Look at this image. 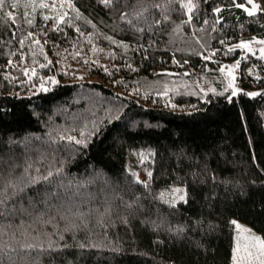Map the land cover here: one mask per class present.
<instances>
[{
  "label": "trees",
  "instance_id": "1",
  "mask_svg": "<svg viewBox=\"0 0 264 264\" xmlns=\"http://www.w3.org/2000/svg\"><path fill=\"white\" fill-rule=\"evenodd\" d=\"M194 2L5 0L0 190L23 187L0 194V264H231L234 219L264 239V58L229 47L264 39V9Z\"/></svg>",
  "mask_w": 264,
  "mask_h": 264
},
{
  "label": "snow or ice",
  "instance_id": "2",
  "mask_svg": "<svg viewBox=\"0 0 264 264\" xmlns=\"http://www.w3.org/2000/svg\"><path fill=\"white\" fill-rule=\"evenodd\" d=\"M69 5L71 6V0H68ZM102 2L105 3H110L111 0H102ZM182 8H184L188 13H191L193 11V9H195L197 7V4L194 2V0H179ZM5 3V0H0V7H3ZM173 3V0H169V4ZM250 3V7H246L244 4H240L239 7L245 9L246 12H248L249 14L255 13L257 11L258 8H260V5L258 3L255 2V0H249ZM53 7H55V5H53ZM156 7H159V5H156ZM220 7H215L212 9L213 12H220ZM142 11H146V8L142 9ZM8 16H13L14 14L11 12L7 13ZM137 15H139L137 13ZM65 17L64 16H59L57 17L58 20H63ZM220 17H217V19H219ZM121 19H127V17L123 16V14L121 15ZM165 19H167V17H165ZM192 19L191 15L188 16V21H190ZM207 22V21H205ZM29 23H31V21H29ZM68 23H72L71 20H68ZM154 23L159 24L161 23L160 20H156L154 21ZM53 27H55V25H53ZM213 27H215V25L213 24ZM177 29H179V25H177ZM31 35V34H30ZM109 39H111V37H109ZM257 37H252L251 40H240L238 42L237 45H230L229 47H239L242 49H246L248 52H255V49L252 47V41L257 40ZM115 42V41H114ZM122 43V42H120ZM259 43L260 45H262L259 49V54L264 57V39H259ZM125 47H127V45H125ZM215 51V50H213ZM243 55V53H242ZM208 59H211V57H208ZM174 62L175 58H173ZM238 66V62L236 65H230V66H225V65H221V70L223 71L225 69V67H227L228 72L227 75L228 77H230V79L228 80V83L230 86L234 85L235 81L234 79H231V77H234L235 73L232 71V69L234 67ZM107 71V69H105ZM24 71L27 73L29 71V69H24ZM31 71L33 73H35V69H31ZM166 71V70H165ZM50 80L52 83H55V77H44L42 78V81L40 83V85L38 86V90L39 89H44L45 91L47 90V86L43 83V80ZM233 92H238L241 91V89L235 88L233 87ZM214 91V90H213ZM166 93H159V95H165ZM247 95L249 96H255L256 92H248ZM67 139L69 140H75V137L69 136L67 137ZM78 144H84L86 141L81 139V140H77L76 141ZM151 152V150H149ZM143 159V158H142ZM59 171V170H57ZM131 171V170H130ZM147 173L149 176H151L152 174V170L146 169ZM133 177L135 178L136 181L140 182L141 184H144L145 187H148V183L147 181H142L140 180V177L138 175H136L135 172L132 173ZM213 179H215V177H212ZM10 186H11V191H8V188L6 187L3 190H0V194H2L4 196V200L6 201L9 197L15 196L19 193L20 189L23 187V184L21 183L20 186L18 187L17 184L15 183H11L9 182ZM159 198L164 200L166 203L170 204V205H175L177 203V201L179 200H185L186 199V190L184 186H180V185H174L171 186L170 189H165V190H161V192L158 194ZM3 202V201H0ZM233 223L236 224L237 228H241L242 226L237 222V221H233ZM172 231H176V229H172ZM247 229H243L242 232L240 233L241 235H243L245 232H247ZM245 241H247L246 243L243 244V246L237 244L236 247H234L232 249L233 252V256H232V264H264V239H261V237L252 234V235H248L245 236ZM28 247H32L31 245H29ZM37 247L43 248V245H38ZM64 245L58 242H53V241H49L48 243V248L49 249H60L63 248ZM81 247H85V245H81Z\"/></svg>",
  "mask_w": 264,
  "mask_h": 264
},
{
  "label": "rangeland",
  "instance_id": "3",
  "mask_svg": "<svg viewBox=\"0 0 264 264\" xmlns=\"http://www.w3.org/2000/svg\"><path fill=\"white\" fill-rule=\"evenodd\" d=\"M261 3H262V7L264 9V0H261ZM262 45H260L259 43V39L255 40V41H252V47L255 49V52L257 54H259V49ZM264 58V57H263ZM230 65H235V63H226L225 66H230ZM234 69L235 67L232 69V71L234 72ZM225 70H226V73L228 72V69L227 67H225ZM247 70H251L254 72V74H257V69L249 66ZM230 79V77H229ZM231 79H234V77H231ZM143 158V159H142ZM147 155H143V154H135V153H132L129 155L128 159H127V162H128V165L131 166L132 168L135 169V171L137 172V175L140 177L141 180L143 181H147L148 179V173L147 171L145 170H142V167H144V165L147 163ZM47 194V193H46ZM47 196H49L47 194ZM50 198V197H48ZM233 221H237L242 227L241 228H237L236 224H234V229H235V232H234V245H233V248L237 246V244L243 246L244 243H246L247 241H245V236H248V235H252V234H255L259 237H261V239H263V236L252 230L251 227L246 224L245 222L239 220V219H234ZM243 229H247L248 231L245 232L243 235H241L240 233L242 232ZM232 256H233V252H232ZM231 264H232V258H231Z\"/></svg>",
  "mask_w": 264,
  "mask_h": 264
}]
</instances>
